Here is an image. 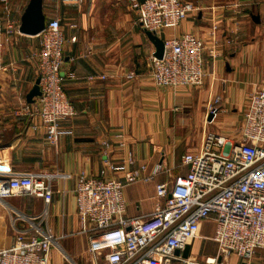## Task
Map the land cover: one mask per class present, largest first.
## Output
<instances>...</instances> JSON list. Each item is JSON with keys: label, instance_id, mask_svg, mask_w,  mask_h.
<instances>
[{"label": "crops", "instance_id": "obj_1", "mask_svg": "<svg viewBox=\"0 0 264 264\" xmlns=\"http://www.w3.org/2000/svg\"><path fill=\"white\" fill-rule=\"evenodd\" d=\"M183 1L196 11L175 31L150 36L131 0H0V169L48 175L52 190L48 204L30 195L0 199V251L36 227L56 239L50 264H90L88 236L76 213L77 175L123 181V171L145 166L140 176L152 175V181L123 190L125 217H141L154 207L157 184L184 178L182 157L199 152L207 133L238 141L249 95L264 89V0ZM51 19L59 20L64 37L61 73L75 76L63 79L75 115L61 123L55 145L46 142L37 117L15 113L36 102L37 96L31 102L28 97L37 80L32 56L39 38L5 32L9 22L16 29H36ZM181 33L204 45L203 84L158 87L151 77L156 41ZM216 98L211 116L208 108ZM103 142L111 145L112 163L121 169H105ZM159 164L164 171L154 173ZM213 234V221L202 223L181 257L202 261L216 255ZM226 264L240 261L232 255ZM251 264H264V248L256 250Z\"/></svg>", "mask_w": 264, "mask_h": 264}, {"label": "built area", "instance_id": "obj_2", "mask_svg": "<svg viewBox=\"0 0 264 264\" xmlns=\"http://www.w3.org/2000/svg\"><path fill=\"white\" fill-rule=\"evenodd\" d=\"M131 2L142 29L153 35L175 31L196 11L193 4L183 0ZM5 32L22 35L10 22ZM34 37L39 38L32 56L39 95L36 102L22 104L15 113L37 117L45 129L46 142L55 145L61 123L75 115L63 89L64 37L59 20L51 19ZM162 42L161 58L155 53L151 56L154 84L171 90L200 87L205 77L202 41L191 33H181ZM65 78L75 76L68 73ZM218 103L216 98L209 106V115L216 114ZM238 136V141L231 143L223 136L207 133L199 152L182 157L187 170L184 178L157 184L154 207L141 217H125L123 190L139 181H152V175L140 176L145 166L123 171V181L77 175L76 213L81 233L88 236L90 264H226L232 255L240 264H251L256 250L264 248L263 88L249 95ZM102 148L105 169H121L112 163L111 145L103 142ZM128 162L133 161L129 158ZM161 171L164 167L159 164L154 173ZM17 195L42 198L48 204L52 197L50 176L0 169V199ZM208 220L214 223L211 240L217 245L216 255L202 261L181 257ZM55 243L49 231L43 233L34 227L33 234L15 236L13 245L0 251V264H50Z\"/></svg>", "mask_w": 264, "mask_h": 264}, {"label": "water", "instance_id": "obj_3", "mask_svg": "<svg viewBox=\"0 0 264 264\" xmlns=\"http://www.w3.org/2000/svg\"><path fill=\"white\" fill-rule=\"evenodd\" d=\"M43 28H44V25H40L36 29H25V28L20 27L18 30L22 35L34 37V36L38 35L42 31ZM146 33L150 36H154L153 34H151L149 32H146ZM162 52H163V42H162V40H157L156 41L155 57L161 58ZM38 95H39V90H38L37 81H36L35 86H34L33 90L31 91V93L28 97L29 98L28 101L31 102L33 97H36Z\"/></svg>", "mask_w": 264, "mask_h": 264}]
</instances>
